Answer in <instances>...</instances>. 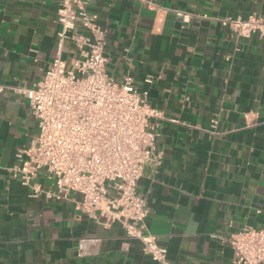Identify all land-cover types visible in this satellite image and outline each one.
I'll list each match as a JSON object with an SVG mask.
<instances>
[{"label": "crops", "instance_id": "obj_1", "mask_svg": "<svg viewBox=\"0 0 264 264\" xmlns=\"http://www.w3.org/2000/svg\"><path fill=\"white\" fill-rule=\"evenodd\" d=\"M59 3L0 0V264H156L118 223L83 214L79 195L33 197L7 171L38 133L11 89L31 88L55 58ZM86 10L105 31L109 76L130 78L161 113L149 120L161 164L136 188L147 231L170 264H233L230 235L264 229V38H232L217 19L264 17V0H86ZM60 56H78L69 40ZM86 238L99 242L82 255Z\"/></svg>", "mask_w": 264, "mask_h": 264}, {"label": "built area", "instance_id": "obj_2", "mask_svg": "<svg viewBox=\"0 0 264 264\" xmlns=\"http://www.w3.org/2000/svg\"><path fill=\"white\" fill-rule=\"evenodd\" d=\"M132 1L154 7L158 0ZM177 15L189 21L188 14ZM56 19L61 28L57 52L43 78L31 88L11 89L27 99L38 133L16 151L7 171L33 197L59 202L79 195L77 206L88 218L104 226L118 223L153 262L170 264L166 249L147 231L146 201L136 194L145 169L154 171L161 164L157 132L149 123L161 119V113L149 106L147 93H138L130 78L118 83L107 73L105 31L87 12L86 0H60ZM217 21L232 38H264L260 15ZM65 40L78 54L70 62L60 56ZM39 175L48 185L36 181ZM98 242L82 239L78 251L85 255ZM229 243L233 264H264V229L244 225L230 235Z\"/></svg>", "mask_w": 264, "mask_h": 264}]
</instances>
